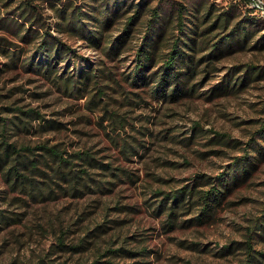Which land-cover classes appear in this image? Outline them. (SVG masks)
I'll return each instance as SVG.
<instances>
[{
	"label": "rangeland",
	"instance_id": "1",
	"mask_svg": "<svg viewBox=\"0 0 264 264\" xmlns=\"http://www.w3.org/2000/svg\"><path fill=\"white\" fill-rule=\"evenodd\" d=\"M256 1L264 3V0ZM148 2L153 6L156 0ZM178 4L186 8L185 16L198 25L209 14L213 18L227 11L233 15L231 25L257 17L255 13L264 16L262 12L249 11L248 0L246 3L244 0H171L170 5H164V10L168 6L165 12H173L171 5ZM45 13L50 10L45 9ZM125 17L115 19L105 36H115ZM146 18L147 14L140 17L130 34V42L118 57L111 59L79 41L74 43L79 54L102 60L108 78H118L117 82L100 79L99 85L106 93L92 111L82 105L83 99L65 95L41 75L22 67L0 71L1 108H33L44 118L63 124L60 130L44 132L18 127L7 134L9 141L32 145L47 139L50 143H60L70 153L87 149L95 158L110 161L111 166L129 175V178L124 174L112 178L107 171L88 168L90 176L103 181L105 187L103 191H88L80 196L58 192L45 199L31 200L25 199L24 194L7 191L6 200H0V208L7 216L0 223V264L61 261L86 264L104 249L119 245L134 249L146 247L151 251L144 259L148 264H234V257L220 256L217 252L229 240L241 239L247 218L264 199V160L258 163L250 178L232 191L228 204L218 210L210 223L164 231L163 216H154L147 204L156 199L153 191L177 188L190 182L195 174H217L240 154L239 149L225 141L229 138L230 143L245 142L262 118L264 73L219 95L211 94L210 90L227 77L231 84L246 64L264 67V49L251 48L256 34L244 46L226 50L214 59L202 60L192 79L197 85L192 95L175 101H156L146 97L142 87L129 86L122 79L134 46L145 31ZM220 33V28L211 30L207 34L212 38L210 42ZM207 51L198 49L194 58ZM3 59L0 56V61ZM235 66L242 70L233 74ZM0 114L9 117L17 112L6 109ZM114 119L120 120L124 127H119L120 123L114 125ZM31 124L36 126L37 122ZM219 134L225 136L220 138ZM124 142L127 149L134 142L142 147L134 146L137 153L125 155L121 151ZM3 188L0 178V191ZM191 215L180 217L178 222ZM60 237L63 246L58 244ZM77 244L79 249L69 248ZM116 261L135 264L137 259L118 257Z\"/></svg>",
	"mask_w": 264,
	"mask_h": 264
},
{
	"label": "trees",
	"instance_id": "2",
	"mask_svg": "<svg viewBox=\"0 0 264 264\" xmlns=\"http://www.w3.org/2000/svg\"><path fill=\"white\" fill-rule=\"evenodd\" d=\"M148 1L0 0V30L3 33L0 34V56L4 58L0 61L3 67L0 71L22 67L25 71L41 75L65 95L83 99L82 105L92 111L106 93L99 85L100 79L117 82L118 78H108L102 60L79 54L74 43L79 41L111 59L118 57L127 47L130 34L144 14H147L145 31L134 46L132 59L122 79L129 86L142 87L146 97L156 101H175L192 95L197 87L192 79L202 60L214 59L226 50L244 46L256 34L251 48L264 49V16L250 7L249 11L257 17L247 18L246 22L238 20L231 25L233 15L227 11L213 18L211 14L204 18L205 14L198 25L185 16L187 11L182 4L171 5L173 12H165L168 6L164 10V5H170L171 0H156L153 6ZM45 9L50 13H45ZM124 15L126 17L118 33L111 38L105 36L106 29L115 19ZM217 28L222 29V33L210 42L212 38L207 34ZM198 49L208 51L195 59ZM241 70L235 66L233 74ZM263 73L264 67L246 64L241 75L235 77L231 84L228 77L214 84L211 94H222L234 86L238 88ZM90 85L91 89L95 88L93 92ZM6 109L17 114L9 117L0 114V178L4 185L0 200H6L7 191L24 194L25 199L31 200L45 199L58 192L80 196L88 191H103L104 182L90 176L88 168L91 167L107 171L112 178L120 174L129 176L125 170L111 166L110 161L95 158L87 149L70 153L65 147H60V143H50L47 139L32 145L9 141L7 134L18 127L44 132L60 130L63 124L44 118L33 108L3 106L0 113ZM261 111L262 118L245 142L230 143L229 138L225 141L239 149L240 154L223 170L211 176L195 174L190 182L177 188L153 191L156 199L147 206L151 207L150 212L154 216H163L164 231H172L177 226L212 222L218 210L228 204L232 191L250 178L258 163L264 160V105ZM33 121L37 122L36 126L31 124ZM119 121L114 119L113 124L120 123L118 126L124 127ZM224 136L219 134L220 138ZM134 143L128 144L127 149L124 142L121 151L129 156L136 154L134 146L141 148L142 144ZM110 184L112 186L113 182ZM187 214L192 215L178 222ZM6 219L4 210L0 208V223ZM58 244L64 245L62 237ZM79 247L77 244L69 248L76 250ZM150 252L146 247H108L86 264H123L116 261L118 257H136L135 264H148L144 259ZM217 254L234 257V264H264V199L257 211L247 218L241 239L229 240L220 246ZM56 264L71 263L61 261Z\"/></svg>",
	"mask_w": 264,
	"mask_h": 264
},
{
	"label": "built area",
	"instance_id": "3",
	"mask_svg": "<svg viewBox=\"0 0 264 264\" xmlns=\"http://www.w3.org/2000/svg\"><path fill=\"white\" fill-rule=\"evenodd\" d=\"M248 7L252 8L254 12L264 13V3L256 0H248Z\"/></svg>",
	"mask_w": 264,
	"mask_h": 264
}]
</instances>
